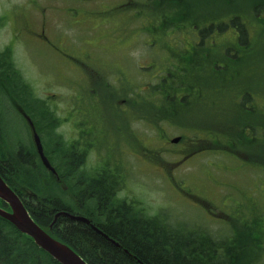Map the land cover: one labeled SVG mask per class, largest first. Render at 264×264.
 Here are the masks:
<instances>
[{"label":"rangeland","instance_id":"1","mask_svg":"<svg viewBox=\"0 0 264 264\" xmlns=\"http://www.w3.org/2000/svg\"><path fill=\"white\" fill-rule=\"evenodd\" d=\"M140 1L0 0V49L5 51L32 90L25 98L13 91L7 80L0 87L12 106H8L4 99L0 100V138L3 142L6 140L5 147L10 149L13 145L18 149L23 145L36 148L31 126L18 109V106L22 107L32 116L37 109L36 104L44 107L57 143L69 147L67 143L72 130L70 110L78 103L87 112V128L98 127L89 144H94L96 138L107 136L100 146L89 148L85 154L84 170L94 169L100 161L115 163V168L123 170L125 176L119 196L129 201H140L151 215L167 212L171 219L219 229L223 234L228 231L230 234L233 226H240L236 220L259 217L264 222V148L259 129L254 134L248 131L255 141L251 144L240 142V150L235 146L236 150L230 147L228 150L216 147L218 144L214 146L198 141L208 138L224 143L226 136L209 128L229 132L230 137L231 133L239 130L232 120L240 123L243 119L264 120V93H256L254 103L246 104L256 108L243 115L238 109L243 98L237 100L243 83L249 86L248 82H251L257 88L264 85V40L260 32L253 37L252 31L253 45L247 54L243 49L242 55H247L243 59L238 57L239 46L235 45L234 33L226 31L218 36L219 45L213 47L216 52L212 55L224 61L225 50L229 46L231 57L227 63L233 64L224 63L226 69L223 71V66L218 68V77L197 73L195 69L189 72L205 81L210 96L222 97L224 102H204L196 95L188 97L187 103L173 99L174 106L178 108L176 113H172L176 122L160 121L162 130L156 129L154 123H149L146 117L137 113L130 100L140 102L139 96L146 90L134 86L135 79L142 78L145 81L141 85L146 88L151 85L152 88L154 82L151 83V78L156 79L166 69L163 63L180 64L184 44L190 41L189 46L192 45L197 37L185 28L172 30L168 26L160 27L163 17L174 16V10L181 11L182 6L165 0L157 9L154 5L146 6L143 9L145 14L139 17L137 8L143 6ZM186 1L192 2L195 11L204 13L202 15L229 13V17L233 12H249L256 2ZM149 26L159 29L154 30L156 44L153 48L148 44L152 39ZM159 35L162 37L157 39ZM92 74L96 85L90 80ZM107 78L111 86L104 90L99 79L106 82ZM92 84L95 89L90 93ZM129 85L133 87L128 95L122 88L126 86L127 89ZM216 87L222 91L221 96H217ZM77 95L84 96L85 100ZM155 97L158 96L153 95L151 99ZM26 104L32 106L27 107ZM225 109L228 110L226 113ZM115 111L122 114L123 130L115 129L119 124ZM44 112L33 120L48 153L51 144L37 125V120L45 125ZM176 136H181L179 142L172 141ZM199 146L207 148L191 152L193 147ZM2 147L0 143V149ZM3 156L1 153L0 157L5 158ZM101 169L102 166L96 168V173L99 174ZM13 177L16 184L22 183L21 177ZM54 181L55 177L49 174L44 184L49 188ZM260 258L264 263V251Z\"/></svg>","mask_w":264,"mask_h":264},{"label":"trees","instance_id":"2","mask_svg":"<svg viewBox=\"0 0 264 264\" xmlns=\"http://www.w3.org/2000/svg\"><path fill=\"white\" fill-rule=\"evenodd\" d=\"M168 1H170L169 4L183 8L181 11L174 10L176 13L174 16L163 17L160 27L168 26L172 30L185 28L188 32H194L195 36L200 37V39L197 41V38L194 39L192 36L195 40L193 44L189 46L190 41L184 44L180 64L177 62L163 63L166 69L156 79L151 78V83L154 82L152 88H150L151 85L149 88L141 85L145 81L142 78L135 79L134 86L146 90H143L142 95L139 96L140 102L130 100L135 105L137 113L146 117L145 119L149 120V123H154L157 126H155L156 129H161V122L165 120L172 124L176 122L175 116L172 115L178 110L174 106V100L187 103L188 97L196 95L199 99L202 98L204 102L222 103V97L217 99L209 95L205 81L199 80L193 75V72L189 73L195 69L197 73L218 77V68L223 66L221 70L226 69V65L223 64L229 62V57H231L229 48L231 47L226 48L224 61L212 55L216 52L213 47L219 45L218 36L221 33L226 31L234 33L235 45L239 46V50L237 47L239 52L237 54L240 59L247 56V50L253 45L252 31H254L253 37L260 32L264 40V0H256L249 12L237 11L236 14L233 12L231 17H229V13L228 15L222 14L223 16L218 14L202 15L204 13L195 11V6L190 1ZM140 2L143 6L137 8L139 17L146 6L154 5L157 9L165 3V0H142ZM150 28L147 30L151 32L152 39L151 43L148 42V44L153 48V45L156 44L154 30L159 29ZM161 37L159 35L157 39ZM243 49L246 51L244 55H242ZM231 53L236 54V52ZM227 64L233 66V64ZM232 70L230 73L233 75L234 71ZM238 72L239 70L236 74ZM91 78L93 81L94 74L91 75ZM108 79L106 82L99 79L104 90L111 86ZM5 80L8 81L9 87L22 97L27 98L26 96L32 92L28 83L24 82L20 71L10 62L5 51L0 49V87L4 85ZM93 84L96 85L97 83L94 82ZM93 84L90 85L93 87L90 93L94 92L95 86ZM248 84L249 86L247 83H243V87H240L237 99L243 98L241 107H238L242 111V115L249 109L256 108L255 106H246V104L249 106L252 104L256 93L262 92L260 95L264 93L263 84L259 88L254 87L251 82ZM125 87L122 88V91L128 92L129 95L133 85H129L127 89ZM99 90L101 91V89ZM215 91H217V96L222 92L219 87H216ZM153 95L158 97L151 99ZM88 98L90 99L89 96ZM1 99H4L12 108L10 101L0 90ZM149 99L151 100L148 101ZM31 104L33 105V103ZM32 105L26 104L27 107ZM35 106L37 109H35V114L32 117L36 118L44 112V107L40 104ZM112 107L114 108V104ZM230 110L233 112V109ZM253 110L257 111V109ZM227 111L225 109V113ZM115 113L119 117V124H116L115 129L117 131L123 130L125 123L122 114L119 111H115ZM262 114L264 115V110ZM47 118L48 115L45 113V122H43L45 125L38 120L37 125L45 132L43 136L46 135L49 144H51V148L48 146L51 156L48 155L58 170V175L44 166L33 146L19 145L18 149H15L12 145L13 149H8L5 147L6 140L3 142L1 138L0 143L3 147L0 149V154H4L3 157L5 158L0 157V173L22 197L35 220L54 237L71 245L90 264H264L260 262L262 260L260 255L263 256L264 251V222L262 218L251 217L236 220L240 226H233L230 234L229 231L223 234L219 229L212 230L210 227L198 223L171 219L167 212L151 215L140 201L134 199L129 201L119 196L118 193L123 189L125 177L122 174L124 173L123 170L117 168L120 171L117 172L118 174L106 173L105 176L93 174L87 169L84 170L86 156L82 153H73L71 156L74 150H71L69 143H67L69 147L57 143L52 131L53 125H51V120ZM232 121L239 127V130L235 134L231 133L230 137L229 132L209 128L210 131H217L225 135L224 143L208 138L198 141L207 144L209 142V145L214 146L218 144L216 147L222 149L229 150L230 147L232 150H240L238 145L240 142L251 144L255 141V138H252L248 131L254 134L259 129L263 135L262 147L264 148V120L246 121L243 119L242 123ZM97 128L86 129L88 138L97 133ZM106 137L103 139L96 138L94 144H88V149L96 145L100 146ZM108 147L112 149L111 146ZM202 148L206 149L207 147H193L191 152L200 151ZM232 153L237 154L235 151ZM114 165L115 163L112 161L106 162L107 170L116 169ZM49 174L55 177V181L52 186L49 185L47 188L44 180H48ZM13 176L21 177L22 183L16 184ZM56 178L59 179L56 181ZM18 181L21 182V180ZM0 204L10 209L9 205L2 199H0ZM64 210L71 214L78 213V215L87 216L93 223L91 225L86 221L62 215L52 227L51 223L55 214ZM99 229L109 237L101 233ZM0 264L61 263L39 247L32 237L21 232L13 223L0 216Z\"/></svg>","mask_w":264,"mask_h":264},{"label":"water","instance_id":"3","mask_svg":"<svg viewBox=\"0 0 264 264\" xmlns=\"http://www.w3.org/2000/svg\"><path fill=\"white\" fill-rule=\"evenodd\" d=\"M30 123L34 132V140L36 143V147L41 156L43 164L52 172L57 173L56 168L52 165L50 159L45 153L41 136L38 133L34 122L31 119ZM180 139L181 137L178 136L174 138L173 141L178 142ZM0 199L7 202L11 208V210H8L0 206V216L13 223L21 232L32 237L39 247L48 252L61 264H89L88 261L71 245L60 239L55 238L40 224L36 222V220L32 217L29 209L23 202L22 198L15 191V189L9 185V183L5 180L1 173ZM62 215L80 219L88 223L90 222V220L85 216L71 214L70 212L64 210L56 213L53 223L56 222L57 219ZM99 231L105 236L109 237L100 229ZM110 239L115 241L112 238Z\"/></svg>","mask_w":264,"mask_h":264},{"label":"flooded vegetation","instance_id":"4","mask_svg":"<svg viewBox=\"0 0 264 264\" xmlns=\"http://www.w3.org/2000/svg\"><path fill=\"white\" fill-rule=\"evenodd\" d=\"M77 97H81L83 100H85L84 96H78L77 95ZM18 109H20L19 112L24 116V118L27 119L28 114L26 113V111L23 110V108L19 107V106H18ZM70 115H71L72 130H71V135L69 136L70 137L69 144H70L71 150L72 151L74 150L71 153V156H73L72 155L73 153H82L85 156V154H87L89 152V149H88L89 143L88 142L93 137L92 136L91 138H88L89 136L86 133L87 126L85 123V119H86L87 112L84 109V107L80 108V106L77 103V106H74V109L71 108ZM101 166H102V169L100 170V172L98 174L100 176H105L106 173L116 175V174H118L117 172H120L117 168L107 171L106 170L107 169L106 161H104V162L100 161L98 163V165L96 167H94V169H92V170L87 169V170L91 171L93 174H97L96 168L101 167ZM118 194H120V192ZM74 214L78 215V213H74ZM82 216H84V215H82ZM85 217H87V216H85ZM87 218L90 220L89 217H87ZM91 221L92 220H90L89 223L92 225L93 221L92 222Z\"/></svg>","mask_w":264,"mask_h":264}]
</instances>
